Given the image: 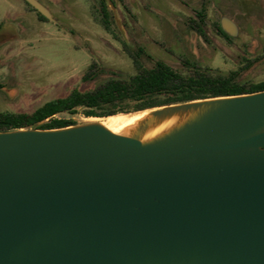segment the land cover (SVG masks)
<instances>
[{
	"label": "water",
	"instance_id": "95a60500",
	"mask_svg": "<svg viewBox=\"0 0 264 264\" xmlns=\"http://www.w3.org/2000/svg\"><path fill=\"white\" fill-rule=\"evenodd\" d=\"M202 106L151 143L97 122L0 132V264H264V91L154 114Z\"/></svg>",
	"mask_w": 264,
	"mask_h": 264
},
{
	"label": "rangeland",
	"instance_id": "374dc122",
	"mask_svg": "<svg viewBox=\"0 0 264 264\" xmlns=\"http://www.w3.org/2000/svg\"><path fill=\"white\" fill-rule=\"evenodd\" d=\"M42 1L53 20L39 19L25 0H0V33L9 36L0 43V112H32L73 89H94L112 72L133 75V53L140 46L147 67L160 59L189 74L187 59L213 74L238 72L244 82L264 80V0H107L113 33L101 22V0ZM199 11L207 40L193 27ZM222 17L239 27L231 39L216 29ZM94 60L105 72L85 82ZM57 117L74 118L77 125L107 118Z\"/></svg>",
	"mask_w": 264,
	"mask_h": 264
},
{
	"label": "trees",
	"instance_id": "16d2710c",
	"mask_svg": "<svg viewBox=\"0 0 264 264\" xmlns=\"http://www.w3.org/2000/svg\"><path fill=\"white\" fill-rule=\"evenodd\" d=\"M103 3L102 23L106 30L113 33L112 15L105 0ZM38 15L42 20H48L39 12ZM221 32L229 37L222 28ZM142 54L143 49L133 53L136 67L133 75L122 77L112 72V77L94 89H73L68 95L51 99L32 112H0V132L29 128L56 129L78 124L74 118L57 117L61 113L108 117L197 99L264 91V80L244 82L239 79L238 72L213 74L195 62L187 63L189 74L177 71L163 60H156L153 67H147L142 62ZM251 64L250 61L247 67ZM103 71L94 60L84 73L83 80L92 81Z\"/></svg>",
	"mask_w": 264,
	"mask_h": 264
},
{
	"label": "bare ground",
	"instance_id": "6f19581e",
	"mask_svg": "<svg viewBox=\"0 0 264 264\" xmlns=\"http://www.w3.org/2000/svg\"><path fill=\"white\" fill-rule=\"evenodd\" d=\"M167 108L164 107L163 109ZM159 109H148L130 114L120 113L107 118H92V121L103 125L116 134L137 138L143 143H151L196 120L206 111L207 106L156 116L154 112Z\"/></svg>",
	"mask_w": 264,
	"mask_h": 264
},
{
	"label": "flooded vegetation",
	"instance_id": "af4514ba",
	"mask_svg": "<svg viewBox=\"0 0 264 264\" xmlns=\"http://www.w3.org/2000/svg\"><path fill=\"white\" fill-rule=\"evenodd\" d=\"M45 6H47L45 3H44V1H42V0H40ZM103 1L104 0H101V3H102V8H103V5H104V3H103ZM25 2L27 3V4H29L26 0H25ZM105 5H107V0H105ZM32 6V5H31ZM33 7V6H32ZM48 7V6H47ZM109 7V6H108ZM49 8V7H48ZM101 11H102V9H101ZM37 13H38V11H36ZM102 14V13H101ZM197 14H198V16H199V21H197V20H192V23H195L196 25H194L193 27H194V29L201 35V36H204L205 38H206V40H207V36H206V33H205V30L203 29V23H204V17H205V15L203 14V12L202 11H199V12H197ZM38 17H39V15H38ZM39 19H41L40 17H39ZM48 19V18H47ZM42 20V19H41ZM48 20H50V19H48ZM101 22H102V18H101ZM103 24V23H102ZM221 25V24H220ZM104 26V25H103ZM105 28V27H104ZM221 28H222V26H217L216 27V29H217V31H218V33H220L221 35H223L225 38H227V39H231L232 38V36H230L229 34H227L224 30H223V28H222V31L223 32H225L229 37H226L222 32H221ZM140 49H143V53H145V49L142 47V46H140L139 48H138V50H140ZM137 50V51H138ZM136 51V52H137ZM160 60V59H159ZM93 62V61H92ZM92 62H91V64H92ZM188 62H194V61H190V60H185L184 61V63H185V65H187V63ZM195 63H197V62H195ZM90 64V65H91ZM89 65V66H90ZM199 65V64H198ZM200 66V65H199ZM97 78V77H96Z\"/></svg>",
	"mask_w": 264,
	"mask_h": 264
}]
</instances>
